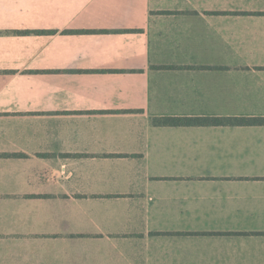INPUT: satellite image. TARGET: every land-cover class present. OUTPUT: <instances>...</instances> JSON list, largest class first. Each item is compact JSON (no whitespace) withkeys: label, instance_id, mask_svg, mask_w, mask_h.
<instances>
[{"label":"crops","instance_id":"crops-1","mask_svg":"<svg viewBox=\"0 0 264 264\" xmlns=\"http://www.w3.org/2000/svg\"><path fill=\"white\" fill-rule=\"evenodd\" d=\"M264 0H0V264H264Z\"/></svg>","mask_w":264,"mask_h":264},{"label":"trees","instance_id":"trees-1","mask_svg":"<svg viewBox=\"0 0 264 264\" xmlns=\"http://www.w3.org/2000/svg\"><path fill=\"white\" fill-rule=\"evenodd\" d=\"M155 125H199V124H264V117H158L153 118Z\"/></svg>","mask_w":264,"mask_h":264}]
</instances>
